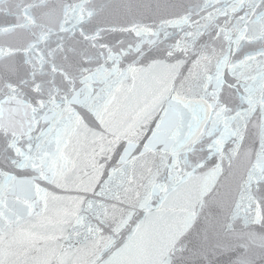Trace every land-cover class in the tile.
<instances>
[{
  "label": "snow or ice",
  "instance_id": "obj_1",
  "mask_svg": "<svg viewBox=\"0 0 264 264\" xmlns=\"http://www.w3.org/2000/svg\"><path fill=\"white\" fill-rule=\"evenodd\" d=\"M0 264H264V0H0Z\"/></svg>",
  "mask_w": 264,
  "mask_h": 264
}]
</instances>
